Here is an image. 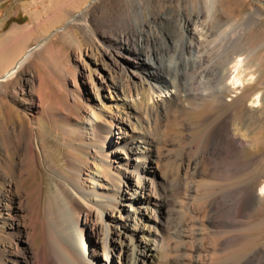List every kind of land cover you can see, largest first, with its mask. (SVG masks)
<instances>
[{"label":"bare ground","instance_id":"obj_1","mask_svg":"<svg viewBox=\"0 0 264 264\" xmlns=\"http://www.w3.org/2000/svg\"><path fill=\"white\" fill-rule=\"evenodd\" d=\"M83 28L90 29L88 21ZM68 34L72 36L71 31ZM188 39L179 48L178 68L143 57L127 36L114 37L117 49L107 55L118 73L96 63L105 73L88 94L81 121L70 113L64 116V139L71 151L66 152L64 164L47 166L52 186L44 201L39 197L31 202L21 188L29 168L40 167V156L45 162L43 140L39 135L33 138L34 128L27 118L11 126V152L16 150L18 158L14 174L7 176V147L1 148L5 155L0 154V264H103L101 255L104 264H160L162 257L164 264L170 262L163 247L161 217L169 203L165 187L169 178L162 172L174 122L169 117L177 114L184 127L186 100L189 104L198 99L214 101L212 115L217 118L210 125L201 158L192 156L186 161V148L178 150L185 173L178 175L175 186L179 192L184 186L190 200L199 197L201 184L215 177L218 168L234 173L242 169L240 150L255 141L253 115H264V91L226 100V95L257 81L252 65L247 64L251 54L245 59L239 58L241 53L230 56L219 68L212 59L216 43H193L191 31ZM32 54L24 52L0 76V88L17 78ZM176 79L178 83L173 82ZM13 94L18 95L16 90ZM71 123L81 127L79 132L69 128ZM259 126L260 137L264 121ZM258 196L246 182L208 201V222L211 232L218 235V250L242 237L237 230L244 225L242 216L255 206ZM222 228L226 231L220 233ZM37 230L43 238L40 247L35 244ZM256 255L241 264H264V246Z\"/></svg>","mask_w":264,"mask_h":264},{"label":"rangeland","instance_id":"obj_2","mask_svg":"<svg viewBox=\"0 0 264 264\" xmlns=\"http://www.w3.org/2000/svg\"><path fill=\"white\" fill-rule=\"evenodd\" d=\"M85 20L90 26L88 30L83 28ZM191 20L195 21L193 25L189 24ZM190 31L193 43H216L212 58L216 59V67L222 68L230 56L241 53L239 58L245 59L251 54L247 64L252 65L257 81L235 94L226 95L228 102L242 93H263L264 86L260 83L264 81V0H0V76L24 52L33 51L17 78L0 88V154L5 155L1 148L7 147L5 174H14L18 158L16 150L11 152V126L27 118L34 128L33 138L39 135L43 140L45 162L40 156V167L29 168L21 188L31 202L39 197L44 201L52 186L47 166L64 164L66 152L71 151L69 141L64 139V116L70 113L81 121L88 94L105 73L96 63H103L118 73L107 55L117 49L114 37L127 36L143 57L179 68V48L182 43L191 41L188 39ZM176 80L173 82L178 83ZM124 84V91H128L127 83ZM14 89L18 93L16 97ZM144 98H147L146 93ZM202 102L199 99L192 104L185 101L184 127L177 114L169 117L174 122L162 167L169 178L165 184L169 203L161 215L163 247L166 246L165 255L170 258L168 264H241L248 257L255 259L257 250L264 246V192H261L264 131L259 137L264 115H253L251 136L255 141L253 146L240 150L242 169L234 173L218 168L215 177L205 178L201 184L199 197L194 195L189 200L184 186L180 192L175 186L178 175L185 173L178 161L179 151L186 148V161L192 156L201 158L206 135L217 118L212 115L213 99ZM251 106L258 109L256 104ZM71 125L70 129L79 132L81 127ZM108 135L105 133V139ZM201 169L206 171L207 167ZM200 180L201 177L196 178ZM246 182L254 187L258 199L249 213L242 216L244 225L237 229L242 237L218 250V235L211 232L207 203L219 193ZM0 187H3L1 183ZM37 228L39 230V224ZM38 230L35 244L40 247L43 238ZM219 231L222 233L226 228ZM163 260L162 257L160 264H164ZM99 262L106 263L102 255Z\"/></svg>","mask_w":264,"mask_h":264}]
</instances>
